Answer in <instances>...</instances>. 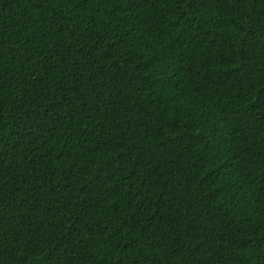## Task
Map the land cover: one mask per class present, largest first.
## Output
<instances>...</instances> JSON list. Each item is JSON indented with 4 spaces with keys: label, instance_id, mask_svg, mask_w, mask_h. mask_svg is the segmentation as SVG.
<instances>
[{
    "label": "trees",
    "instance_id": "obj_1",
    "mask_svg": "<svg viewBox=\"0 0 264 264\" xmlns=\"http://www.w3.org/2000/svg\"><path fill=\"white\" fill-rule=\"evenodd\" d=\"M0 264H264V0H0Z\"/></svg>",
    "mask_w": 264,
    "mask_h": 264
}]
</instances>
